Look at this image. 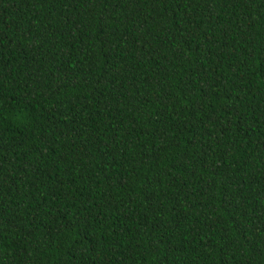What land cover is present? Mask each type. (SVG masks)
Here are the masks:
<instances>
[{"label": "trees", "instance_id": "16d2710c", "mask_svg": "<svg viewBox=\"0 0 264 264\" xmlns=\"http://www.w3.org/2000/svg\"><path fill=\"white\" fill-rule=\"evenodd\" d=\"M0 264H264V0H0Z\"/></svg>", "mask_w": 264, "mask_h": 264}]
</instances>
